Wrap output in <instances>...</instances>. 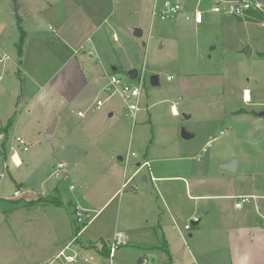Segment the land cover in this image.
Instances as JSON below:
<instances>
[{
	"label": "rangeland",
	"instance_id": "374dc122",
	"mask_svg": "<svg viewBox=\"0 0 264 264\" xmlns=\"http://www.w3.org/2000/svg\"><path fill=\"white\" fill-rule=\"evenodd\" d=\"M19 1L34 6L29 0ZM178 1L181 10L168 19L152 16L153 7L162 0L118 3L119 23L106 24L104 34L92 39L101 50L91 49L89 58L88 40L86 51L81 49V58L90 61L83 66L88 82L83 94L65 104L59 122L53 117L47 126L49 117L38 98H27L26 105L21 95L19 68L23 66L17 49L10 45V39L20 35L17 25L10 27V2L12 6L19 2L0 0V264H64L56 254L65 241L70 244L64 254L78 256L69 264H108L106 250L115 231L122 238L113 264H138L142 257L147 264H251L247 257L253 252L249 251L264 244V226L261 232L259 227L250 228L252 237L245 236L223 215H259L264 224V58L255 53L247 56L240 47L249 35L264 46V17L252 10L256 17L245 19L251 20L247 28L242 24L245 12L222 18V12L212 11L215 5L224 11L225 0ZM195 11H201L203 19L205 15L204 24L193 22ZM30 15L27 12L25 17ZM51 15L39 17L44 35H52L49 26L55 28ZM21 26L27 30L25 24ZM65 60H32L28 55L24 65L33 74L48 75L49 64ZM142 68L145 78L140 94L131 99L139 103L133 120L126 115L121 96L110 95L106 86L109 76L116 74L138 87L139 80L130 79L127 72ZM152 74L158 75L156 86L150 85ZM244 88L250 92V101L243 100ZM97 100L102 106L95 110L92 106ZM78 111L85 113L83 118ZM53 121L54 131L48 134ZM181 131L190 138L183 139ZM15 136L26 142V151L16 146ZM10 146L17 152L19 166L9 159ZM144 157L152 176H181L185 183L182 178L164 184L149 178L142 182V175L148 177L147 168L134 171ZM232 159L234 172L220 168ZM58 164L63 168L58 169ZM158 167L169 171L158 173ZM175 185L183 204L171 222L170 235L139 229L163 210L148 205L139 195L145 191L155 199L164 188ZM18 186L20 195L15 196ZM196 192L209 196L195 207L188 196ZM230 194H253L254 199L238 210L232 200L219 197ZM39 196L58 198L62 205L44 199L37 200L43 204L27 205ZM74 209L82 211V223L96 214L77 235ZM190 216L203 218L210 227H223L228 234L218 235L219 242L214 244L209 231L184 230ZM252 264H264L263 256Z\"/></svg>",
	"mask_w": 264,
	"mask_h": 264
},
{
	"label": "crops",
	"instance_id": "0c3cea01",
	"mask_svg": "<svg viewBox=\"0 0 264 264\" xmlns=\"http://www.w3.org/2000/svg\"><path fill=\"white\" fill-rule=\"evenodd\" d=\"M17 1L19 2L20 5L18 12L14 11L13 6L10 2V27H13L14 25H17L18 27L17 21L19 18L20 22L25 24L27 28V30L26 29L24 30L26 39H24L22 54L21 56H19L21 58L20 64L23 66L22 69L19 68V76L22 77V84H23L21 88V95L22 97H25L24 102L26 105H27V98H31L32 100L33 98H38L39 104H42L45 109L44 114L47 117H49V121L47 124L48 126L53 117H57L59 122L60 115L65 114L64 113L65 104L71 103L74 100L79 99L83 94L84 89L88 85L85 69L83 66L87 63H88L87 65H89L90 61L85 62L84 59L81 58L80 56V52L82 51L81 49H84V51H86L85 47L87 46L88 42L90 43V48H88V52H90V54L88 55L89 58H92L91 49L96 51L101 50V48L99 47L100 44L96 40L93 41L92 39H98L97 35L100 36L101 34H104L105 26H107L106 24L112 23V21L115 23H119L120 21L119 16L117 15L118 6L127 5L128 0H110V3L107 2L102 3V0H72V3H68L66 0H29V3L31 4L33 3L34 5V6L30 5L29 7L25 4H22V2H20L19 0ZM214 1L217 2L219 0H214ZM225 1H229V0H225ZM22 7H26L27 9L26 8L23 9ZM21 9L22 11L20 16L19 11ZM27 12L31 14L30 15L31 18L28 16L25 17ZM48 12L53 13V15L51 16L55 28L49 26L52 35H44L45 33L44 30L40 31L38 27L40 22L39 17L47 16ZM252 12L254 11L252 10L246 11L245 18H243L242 24L246 25L247 28H251L250 21L253 20L252 18L256 17ZM261 13L263 14L264 17V12ZM223 15L224 14L221 13L222 18ZM23 16L26 19L23 18ZM247 18L251 20H245ZM206 20L207 19L204 15L202 24H204ZM261 25L263 26V23ZM12 32H13V28H12ZM113 35L116 34L113 33L112 37ZM86 40H88V42L85 43ZM17 41L18 39H10V45L13 47L12 50L14 51L15 49H17L16 48ZM263 41L264 39H261V42ZM241 45L242 46L240 47H242L241 50L242 53H244V51L248 47V53L246 54L247 56L255 53L257 56L264 58V46H261L263 44L259 42V39H253L249 35L247 39H244ZM111 49L112 48L108 49V52L111 53L114 51ZM28 55H30V58L32 60H36L40 58L41 61L48 57H51L53 59H57V58L62 59L64 57L66 60L61 64L56 63V66L55 63L49 64L48 67H50L49 69L52 71H50L48 75H43V73L33 74L32 72L26 70V66L24 65V62L28 57ZM109 58L111 57L109 56ZM110 64L113 65V60L112 63ZM93 76H95V74L91 75V77ZM28 81L35 86L32 87V85ZM32 90L34 92L31 95L30 93ZM243 100L246 102L250 101V92H248L247 88L243 89ZM171 108H172V113L177 114V110L175 106L171 105ZM84 115L79 117L83 118ZM110 115L112 114H109V116ZM143 162L149 163V161L144 157L142 162L136 163L138 167L136 171H134V173L138 172L142 168L141 164H143ZM145 167L148 170V177L146 175L141 176V181L144 183H147L149 179L151 181H153V179H156V182H160L164 184L166 182L178 181L181 178L182 181L185 183V179L181 176H169V175L166 176L164 174H158L157 176H152L150 170V164ZM156 171L158 173L159 172L161 173V171L163 172L169 171V169L166 167H161V168L158 167ZM17 189H19V186ZM118 191L119 188L115 189L112 195L110 196V198H112ZM176 191H177L176 185L166 187L163 189L162 195H157L155 199H152L151 197H147V194L145 193V191H143L142 194L139 195V198L141 197L146 199L148 205H153V206L155 205L158 208L163 207V210L160 209L162 212L159 213L158 216L155 217V219L151 217V224H148L146 222L143 225L140 224L138 228L143 231L151 228L156 235H158L157 230L160 231L161 235L163 236L170 235L169 231H172L174 227L173 223L171 222L175 219L179 211V207L183 204V201H181V199L177 197ZM208 196H209L208 194L196 192L192 195H189L188 200H190L189 197H192L195 201L194 204L196 207L198 205V201L206 200V197ZM239 196H252L251 199H254L253 194H230V195H221L219 197L232 200L234 206L236 202V197ZM167 198H169L171 201L169 202ZM173 200L177 202L176 204L177 206L175 205L177 211L174 209L172 205V203L174 204ZM245 206L246 205H243L241 208H236L234 206V208L239 210ZM75 210L76 209H74V211ZM193 216L196 215L194 214ZM193 216H190V218ZM93 217H91L86 222V225L90 222V220ZM223 217L226 218L228 224L234 222L236 225V229L241 230L243 233H245V236L249 235V237H252L251 236L252 234L249 232L250 228L259 227V231L261 232V229L264 226V224L261 222L262 218L259 217V215H251L249 217L248 214H240V215L227 214V216L223 215ZM202 219L203 218L199 217V221L193 223L192 227L187 231H191L193 228H196V231H209L207 233H210V235H212L211 241L214 244L216 242H219V239L217 238L218 235L224 234L226 236L228 234L227 229L223 227L222 228L218 227L216 225L210 227L208 224H206V221ZM200 223L202 224V226H199ZM115 232L121 233L120 231H115ZM188 236L192 237L193 234L188 233ZM62 244L63 246L61 247L63 248L60 247L61 249L58 251V253L66 249L69 246L70 241H65ZM251 251L253 252V254L248 255L249 257H247L249 263L252 264L254 262H259L262 256L264 261V244L259 246H253L249 252ZM143 258L146 257L140 258L138 260V264H140V261ZM194 264L197 263L195 262ZM230 264H233V261Z\"/></svg>",
	"mask_w": 264,
	"mask_h": 264
},
{
	"label": "built area",
	"instance_id": "2783aa9c",
	"mask_svg": "<svg viewBox=\"0 0 264 264\" xmlns=\"http://www.w3.org/2000/svg\"><path fill=\"white\" fill-rule=\"evenodd\" d=\"M219 3V2H217ZM264 7V0H229L225 1V9L222 11L221 7L219 5H215L212 7V11L215 13H220L227 15V16H238L242 13L249 11V10H258L261 12L263 11ZM181 10V5L178 0H162L160 5L154 6L152 10V16H158L162 19H168L174 16L175 14L179 13ZM193 22L195 24H202L203 22V14L201 11H195L192 16ZM113 39L116 40V35H113ZM145 78L144 68L142 70H139L137 73V77L135 79L139 80V86L135 87L132 86L126 82H123L116 74H111L108 78V85L106 86V91L110 92V95L112 94H119L124 101L125 105V113L133 120L136 118V114L139 110V103L138 101H132V98H136L140 94V87L143 84L142 81ZM1 79V75H0ZM102 106V101L97 100L92 108L95 110H98ZM78 116H83L84 113L79 111ZM2 135L0 134V140ZM14 140L16 142V146L20 148L23 151L27 150V144L26 142L19 136H15ZM14 148L10 146V155L9 159L11 162L19 166L21 164V161L19 160L17 156V152L13 150ZM7 163H4V167L7 168ZM148 162H143L141 164L142 167L148 166ZM58 169L63 168V164L57 165ZM70 189H73V186L70 187ZM15 196L20 195V190L17 189L13 193ZM252 196H239L236 197V202L234 206L236 208H241L243 205L250 202V199ZM74 218L78 225L82 224V211L75 210L74 211ZM199 219L197 217H192L190 223L184 225V229L189 230L193 223L198 222ZM85 227V226H84ZM84 227L80 230V232L84 229ZM121 233L115 232L112 238V241L109 243V252H108V264H113V255L115 252V248L117 247L118 241L121 238ZM65 250V249H64ZM64 250L60 251L56 257H63L64 264L73 263L77 260L78 256L76 253L73 254H64ZM84 261H88L87 259H84ZM148 260L146 258H143L140 261V264H147Z\"/></svg>",
	"mask_w": 264,
	"mask_h": 264
},
{
	"label": "trees",
	"instance_id": "16d2710c",
	"mask_svg": "<svg viewBox=\"0 0 264 264\" xmlns=\"http://www.w3.org/2000/svg\"><path fill=\"white\" fill-rule=\"evenodd\" d=\"M19 4L18 3H16V2H14V5H13V9H14V11L15 12H18V10H19ZM17 14V13H16ZM17 23H18V29H19V31H20V35H19V39H18V41H17V43H16V46H17V52H18V54H19V56H21V54H22V48H23V44H24V39H25V31L21 28V22H20V19L18 18V21H17ZM15 116V114L13 115V117ZM13 117H11L10 119H9V121H8V123H11L12 121H13ZM17 190V189H16ZM40 199H44V201L46 200V201H48V203H51V204H53V205H55V206H60V205H62V203H61V201L60 200H58V198H55V197H49L48 196V198L47 197H42V196H39L38 197V199H34V200H31V201H28L29 203H27V205H35V204H37L38 202H37V200H40ZM38 204H43V203H38ZM86 225V223H82L81 224V226H77V228H76V235L80 232V230L84 227ZM106 251H108L109 252V248L106 250Z\"/></svg>",
	"mask_w": 264,
	"mask_h": 264
},
{
	"label": "water",
	"instance_id": "95a60500",
	"mask_svg": "<svg viewBox=\"0 0 264 264\" xmlns=\"http://www.w3.org/2000/svg\"><path fill=\"white\" fill-rule=\"evenodd\" d=\"M135 35H138V34H135ZM245 54L248 53V47L247 49L244 51ZM137 73L138 71L136 69H130L128 70L127 74L129 76L130 79H135L137 77ZM149 82H150V85L152 86H156L158 85V75L156 74H152L150 75L149 77ZM54 127H55V121L52 122V124L48 127L47 129V133L48 134H52L53 131H54ZM183 139H188L190 138V135L185 133L184 131H181V135H180ZM220 168L223 169V170H226V171H229V172H234L236 170V163H235V160L232 159L226 163H223L220 165Z\"/></svg>",
	"mask_w": 264,
	"mask_h": 264
}]
</instances>
